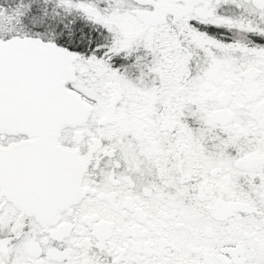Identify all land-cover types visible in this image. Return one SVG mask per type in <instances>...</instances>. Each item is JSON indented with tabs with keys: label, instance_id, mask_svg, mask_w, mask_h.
<instances>
[{
	"label": "snow or ice",
	"instance_id": "1",
	"mask_svg": "<svg viewBox=\"0 0 264 264\" xmlns=\"http://www.w3.org/2000/svg\"><path fill=\"white\" fill-rule=\"evenodd\" d=\"M0 264H264V0H0Z\"/></svg>",
	"mask_w": 264,
	"mask_h": 264
}]
</instances>
